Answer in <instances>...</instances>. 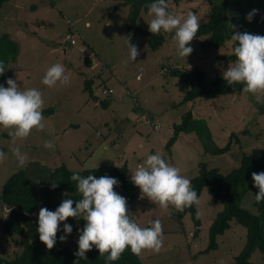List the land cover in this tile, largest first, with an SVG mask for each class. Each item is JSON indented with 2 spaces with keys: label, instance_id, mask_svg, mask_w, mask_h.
<instances>
[{
  "label": "rangeland",
  "instance_id": "1",
  "mask_svg": "<svg viewBox=\"0 0 264 264\" xmlns=\"http://www.w3.org/2000/svg\"><path fill=\"white\" fill-rule=\"evenodd\" d=\"M45 2L56 17L51 22V29L44 32L59 38L46 44L48 48L38 46L34 56L28 54L30 57H26L25 65H29L26 70L30 77L28 88L40 90L44 101L42 110L54 108V113L42 115L44 128L33 129L22 140L13 141L8 130L0 131V150L6 153V158L0 161V192L2 184L12 173L25 168L35 178L40 173V167L50 171L60 163L71 171L119 167L127 163L131 178V173L148 154L159 152L167 163L180 169L181 175L191 179L197 175L201 163L225 174L238 166L242 153L249 154L253 149L264 148V92L258 94L261 102H257L253 94L241 92L214 101L196 99L176 106L182 99V93L176 87L177 79L165 75L167 72L162 68L198 66L203 69L206 81L210 82L231 66L232 45L227 44L218 50H201L199 43L202 38L194 39L189 43L193 51L184 59L176 55L172 40L174 33L162 32L165 42L157 51L147 48L146 37L127 33L128 7H125L127 17L121 7L118 13L109 17L113 7L123 0ZM167 8L179 17H185L191 11L197 15L200 24L208 19L207 0H179L178 3L169 0ZM150 19L148 13L141 12L136 24L150 32L147 24ZM71 32L75 45L66 41ZM129 36L130 43L136 45L139 53L134 61L127 59L126 38ZM53 45L58 51L50 55L48 50ZM11 58V55L7 58L0 55V65L5 72L9 63L15 62ZM30 59L32 61L28 64ZM86 59L91 62L90 66ZM54 63L64 65L69 76L67 85L58 82L49 88L41 83L45 71ZM85 79L93 80L94 93L99 100H109L107 109H102L98 102L90 100L83 92ZM22 82L25 81H18L19 84ZM0 83H4L3 80ZM104 90H111V95L106 96ZM130 94L138 101L140 107L137 110L132 103L134 97L131 98ZM186 111H191L194 118L205 120L216 146H225L232 136L230 151L221 156L204 154L200 142L190 133L180 135L169 153L164 147L172 133V124L179 123ZM45 140H52L54 148L45 149ZM15 147L27 153L28 160L22 168L17 167L12 154L11 149ZM41 188L44 185L37 180V190ZM114 191L126 198L130 218L140 227H150L154 219L161 221L162 246L158 252L142 251L139 255L142 264H229L245 244L246 230L232 221L230 229L217 238L218 249L201 253L208 245V228L216 213L222 209L212 200L207 189H203L196 203L201 222L197 236L193 235L194 226L189 215H185L180 226L169 216L172 206L165 209L146 197L139 199V188L131 181L129 193ZM241 206L252 214L256 213L250 192L243 197ZM8 213L9 207L0 202V257L12 259L20 253L22 246L18 235L3 233L2 226ZM63 234V231L57 232L53 247L71 248L76 244L73 232L66 240L60 241L59 237ZM251 261L264 264L258 251L254 252Z\"/></svg>",
  "mask_w": 264,
  "mask_h": 264
},
{
  "label": "trees",
  "instance_id": "2",
  "mask_svg": "<svg viewBox=\"0 0 264 264\" xmlns=\"http://www.w3.org/2000/svg\"><path fill=\"white\" fill-rule=\"evenodd\" d=\"M8 1L10 0H0V9ZM174 1L179 2V0ZM151 2L152 0H123L119 6L128 7L129 10V24L126 25V32L146 37L147 48L151 51H157L165 42L162 32L153 35L151 32L139 28L136 24L141 12L148 13L147 8ZM207 3L209 6L208 19L200 24V28L193 38V40L202 38L199 43L201 50L222 48L227 45L226 41L230 39L231 32L235 31L264 36V0H207ZM253 9H256L257 12L249 22L245 17ZM229 24L233 25L232 29L229 28ZM0 41H5L9 45H7V49L11 48L10 54L12 60L15 61L17 57L16 45L6 35H3ZM5 53L1 51V57L7 55V52ZM229 59L234 61V54ZM86 63L91 65L88 59H86ZM162 68L167 72L165 75L177 79L176 87L182 93V99L176 106L191 103L196 99L214 101L220 97L242 92L241 84L228 85L223 80L222 75H218L207 82L203 69L198 66L183 68L173 65L167 66V69ZM83 92L88 95L90 100L98 102L102 109L109 107V100H99L95 95L92 79L83 81ZM110 95L108 93L106 96ZM130 96L131 98L134 97L132 103L137 110L140 107L138 101L135 96L131 94ZM53 113L54 108L42 110V115L50 116ZM148 121L152 123L149 118ZM190 133L194 134L200 142L204 154L221 156L230 151L232 136L225 146H216L205 120L194 118L191 111L184 112L180 122L172 124V133L164 148L171 153V148L179 136ZM236 142L239 143L237 137ZM262 171H264V148L253 149L249 154L242 153L238 166L225 174L217 168H208L204 163L199 165L197 175L190 179L192 188L197 192L198 198L203 189H207L212 200L222 206L221 211L216 213L208 228V245L201 252L202 254L218 249L217 238L229 230L230 223L234 221L246 230V237L243 248L229 264H254L251 257L256 251L264 259V201L255 202L254 194L258 189L253 186L251 178L253 172ZM73 172H77L81 176L91 174L94 177L103 175L115 177L119 184L114 186V190H124L129 193L131 178L127 163L119 167L103 166L83 171H71L64 163L58 164L50 171L40 167V173L35 177L39 183L44 185V188L40 190H37V180L32 177L29 169H20L12 173L1 186L0 202L9 207L8 218L3 223L2 230L8 236L18 235L22 247L20 253L12 259L0 257V264H105L104 256H100L94 246L85 253V258H79L75 255L78 249V229H82L85 223L82 219L66 218L65 222L72 226V232L76 238V244L71 248L53 247L47 249L38 238L36 227L40 208L55 210L64 199L78 200L80 198L76 191L75 182L70 180ZM52 182L57 183L55 189L51 188ZM248 192L252 196L255 214L241 206V201ZM74 206L75 204H73ZM171 209L170 218L180 226L183 224L185 215L190 216L194 226L193 235L197 236L201 222L196 203L184 208L183 211ZM63 223H60V231H62ZM111 264H142V262L140 256L132 254L126 248L120 258Z\"/></svg>",
  "mask_w": 264,
  "mask_h": 264
},
{
  "label": "clouds",
  "instance_id": "3",
  "mask_svg": "<svg viewBox=\"0 0 264 264\" xmlns=\"http://www.w3.org/2000/svg\"><path fill=\"white\" fill-rule=\"evenodd\" d=\"M147 12L151 17L147 22L148 30L153 35L160 32L174 33L172 40L176 55L185 59L193 51L189 42L200 28L197 15L189 11L185 17L175 16L167 10V0H152ZM256 12V9L251 10L245 19L251 22ZM229 28L232 29L233 25L229 24ZM130 40L131 36L126 38L127 59L134 61L139 53ZM226 43L232 45L235 60L223 71V80L228 85L241 84L243 93L253 94L257 102H261L258 94L264 92V36L235 31L231 32ZM4 71L0 65V74ZM58 82L67 85L69 76L64 65L54 63L45 71L41 83L51 88ZM43 103L42 93L37 88L21 89L11 78L0 83V131L8 130V135L15 141L28 137L33 129H43ZM43 147L53 149L54 142L45 140ZM11 151L17 167H24L28 160L27 153L19 147ZM5 158L6 153L0 150V161ZM131 174L132 184L139 188V199L146 197L161 208L172 206L176 211H183L199 202L190 179L181 175L179 168L167 163L159 152L148 154ZM251 178L253 186L258 189L254 200L260 203L264 201V171L253 172ZM70 180L76 184L80 197L78 200L64 199L55 210L39 209L36 232L47 249H52L56 243L61 222H64V234L59 239H67L72 226L65 221L73 217L85 222L83 228L78 229V249L75 255L79 258H85V253L93 246L100 256H104L105 264L117 261L126 248L137 256L144 250H160L163 243L161 221L154 219L150 227L142 228L131 219L126 198L114 191V186L119 184L115 177H94L91 174L81 176L73 172ZM56 187L57 183L52 182L51 188Z\"/></svg>",
  "mask_w": 264,
  "mask_h": 264
},
{
  "label": "crops",
  "instance_id": "4",
  "mask_svg": "<svg viewBox=\"0 0 264 264\" xmlns=\"http://www.w3.org/2000/svg\"><path fill=\"white\" fill-rule=\"evenodd\" d=\"M48 6L49 4L46 5L45 0H10L1 7L0 27L2 29L0 28V40L3 35H6L8 39L17 47V57L15 62H10L9 67L6 68V72L4 71L0 77V80H3V82L11 78L15 80L17 84H19L18 81L22 79L25 82L19 84V88H28L30 85V77L26 71L27 67L29 66L25 65L27 62L26 57H30L28 54L34 56V51L36 48H38V46L48 48L49 46L46 44H51L56 42L54 40H58L57 38L59 37L56 35H50L49 33L44 32L46 29H51V22L56 17H53L52 9H50ZM50 6H52V4H50ZM117 6H114L113 11L111 10L109 12V17L112 15V13H118L121 8L125 9L123 6ZM123 11L127 17L126 9ZM3 26L5 29H3ZM2 43L3 42L1 41L0 53L1 51L3 53L7 52V58V56L11 55V50L6 51L8 46L7 44L3 45ZM48 51L50 55H54V53L58 51V48H55V45H53V47H51V49ZM63 53H65L64 50ZM31 59L28 64L31 63Z\"/></svg>",
  "mask_w": 264,
  "mask_h": 264
},
{
  "label": "built area",
  "instance_id": "5",
  "mask_svg": "<svg viewBox=\"0 0 264 264\" xmlns=\"http://www.w3.org/2000/svg\"><path fill=\"white\" fill-rule=\"evenodd\" d=\"M66 41H67V42L69 41V43H70L71 45H75V44H76L72 32H71L70 35H67V36H66ZM111 92H112L111 90H104V91H103V93H104L105 95H107L108 93H111Z\"/></svg>",
  "mask_w": 264,
  "mask_h": 264
}]
</instances>
